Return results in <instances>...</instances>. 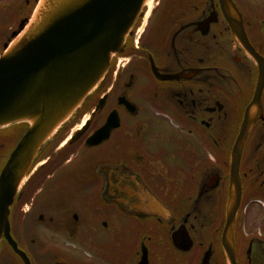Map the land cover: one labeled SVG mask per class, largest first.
<instances>
[{
	"label": "flooded vegetation",
	"instance_id": "1",
	"mask_svg": "<svg viewBox=\"0 0 264 264\" xmlns=\"http://www.w3.org/2000/svg\"><path fill=\"white\" fill-rule=\"evenodd\" d=\"M219 7L217 0H152L141 11L98 97H88L60 128L14 197L10 234L30 264H229L221 241L228 155L257 69ZM103 95L104 107L83 133L51 158ZM111 109L120 119L111 154L92 170L65 159L63 174L70 172L78 191L54 196L66 182H56L55 163L73 155L74 145L84 148ZM241 155L233 260L264 264V121L255 123ZM6 157L0 139V166ZM0 264L25 258L2 239Z\"/></svg>",
	"mask_w": 264,
	"mask_h": 264
},
{
	"label": "water",
	"instance_id": "2",
	"mask_svg": "<svg viewBox=\"0 0 264 264\" xmlns=\"http://www.w3.org/2000/svg\"><path fill=\"white\" fill-rule=\"evenodd\" d=\"M147 0H36L30 18L19 21L0 53V128L19 122L27 127L0 170V241L25 256L12 240L9 210L18 187L39 153L107 75L111 59L125 40ZM236 40L257 63L253 98L244 110L229 162V187L223 245L233 248V225L241 184L238 165L246 136L263 118L264 59L248 43L243 18L232 0H219ZM96 108H99L97 106ZM116 113L86 141L95 146L118 127ZM25 258V264H30ZM231 261V264H235Z\"/></svg>",
	"mask_w": 264,
	"mask_h": 264
},
{
	"label": "rangeland",
	"instance_id": "3",
	"mask_svg": "<svg viewBox=\"0 0 264 264\" xmlns=\"http://www.w3.org/2000/svg\"><path fill=\"white\" fill-rule=\"evenodd\" d=\"M242 3L243 7L246 8V11L248 13L249 20L252 22L249 25V30L252 32L253 40L255 41L256 45H258V48H260L264 52V0H238ZM25 0H0V45L5 41V36H7L12 30H14V27H16V24L19 21L20 15L29 16L34 3V0H30V4L27 6V9H25L23 6V3ZM22 12L23 14H19ZM24 16V17H25ZM256 31L259 34V37L256 38L255 34ZM255 33V34H254ZM9 37V36H8ZM259 44H258V42ZM4 44V43H3ZM2 44V46H3ZM86 118H88V114H86L84 117H81L80 120L76 122L74 125L75 128H79L82 121H84ZM14 129L15 127H10ZM3 129H0V134ZM19 130V129H18ZM18 132V131H17ZM4 133H8L7 131H4ZM71 132L68 131L67 135L63 140L60 142V144H57L54 148L50 150L51 158H54L59 151L63 150L67 146L66 140H68ZM1 139H5L6 141H12V139L9 136H2ZM124 140V139H122ZM126 141V140H124ZM196 146V143H195ZM112 147L111 143H107L103 147H97V148H89V149H79L77 145H74L70 149V151H73V155L69 157L62 156L58 160V165L63 163L65 159L72 158V167H84V169L92 170L93 167L96 166V159L101 155H109L111 154ZM48 162V161H47ZM70 169V167H67ZM60 174H57L56 182H62L63 179L66 180V182L63 183V185H59L60 189H58L55 192V195H58L60 197H64V194H76L78 189L75 186V181L71 180V178L67 175L68 172L66 170L60 171ZM55 201L57 202V198L54 197ZM66 201V200H65ZM64 202V201H63ZM62 203V202H61ZM15 227L13 230H16Z\"/></svg>",
	"mask_w": 264,
	"mask_h": 264
},
{
	"label": "bare ground",
	"instance_id": "4",
	"mask_svg": "<svg viewBox=\"0 0 264 264\" xmlns=\"http://www.w3.org/2000/svg\"><path fill=\"white\" fill-rule=\"evenodd\" d=\"M82 123H83V121H82ZM81 125H82V124H81ZM81 125H80V126H81ZM239 179L241 180V178H239Z\"/></svg>",
	"mask_w": 264,
	"mask_h": 264
}]
</instances>
